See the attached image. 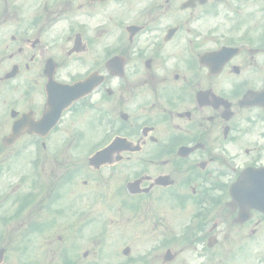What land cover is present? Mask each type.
Returning a JSON list of instances; mask_svg holds the SVG:
<instances>
[{
	"label": "flooded vegetation",
	"instance_id": "obj_1",
	"mask_svg": "<svg viewBox=\"0 0 264 264\" xmlns=\"http://www.w3.org/2000/svg\"><path fill=\"white\" fill-rule=\"evenodd\" d=\"M88 77L46 134L30 132L65 102L56 84ZM116 139L127 172L88 193L101 204L100 219L80 222L91 252L79 258L78 226L56 219L78 196L45 205L31 185L15 209L0 198L1 264H12L5 230L19 218L64 228L38 237L21 264H141L139 243L151 244L149 264H170L161 259L173 241H264V214L230 193L245 170L264 175V0H0V162L36 159L68 182L72 147Z\"/></svg>",
	"mask_w": 264,
	"mask_h": 264
},
{
	"label": "rangeland",
	"instance_id": "obj_2",
	"mask_svg": "<svg viewBox=\"0 0 264 264\" xmlns=\"http://www.w3.org/2000/svg\"><path fill=\"white\" fill-rule=\"evenodd\" d=\"M116 171L117 170H115V169H105V170H103V171L100 172V175H111L112 172H116ZM80 175H95V174H93L91 172H83Z\"/></svg>",
	"mask_w": 264,
	"mask_h": 264
}]
</instances>
